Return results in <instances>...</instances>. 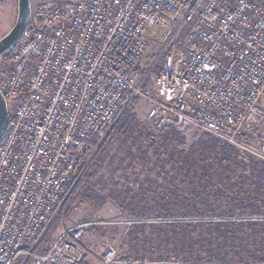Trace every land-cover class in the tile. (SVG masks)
<instances>
[{
    "label": "built area",
    "instance_id": "built-area-1",
    "mask_svg": "<svg viewBox=\"0 0 264 264\" xmlns=\"http://www.w3.org/2000/svg\"><path fill=\"white\" fill-rule=\"evenodd\" d=\"M157 27L166 29L163 62L144 91L147 73L137 75ZM0 92L11 102L0 141V264H88L81 239L98 221L32 249L84 168L87 140L107 134L133 97L146 99L152 134L193 127L264 161V0L34 2L0 58ZM117 252L106 248L102 263L117 264Z\"/></svg>",
    "mask_w": 264,
    "mask_h": 264
},
{
    "label": "trees",
    "instance_id": "trees-1",
    "mask_svg": "<svg viewBox=\"0 0 264 264\" xmlns=\"http://www.w3.org/2000/svg\"><path fill=\"white\" fill-rule=\"evenodd\" d=\"M190 26L191 22L182 28L179 38ZM149 81L147 76L143 87ZM116 135L122 137L123 143L131 144L123 152L129 155L127 166L143 161L153 175L145 174L141 181L135 177L133 181L139 183L135 191L127 185L105 196H99L94 183L81 175L70 186L60 216H56L59 222L78 199L108 197L126 208L134 219L121 238L122 261L132 255H150L174 256L187 264H264V221L248 219L264 216V161L205 131L189 144L173 126L152 134L128 105L103 139L95 134L87 140V145L96 147L87 167L96 169ZM143 141L146 144L131 150L136 142ZM155 176H160L161 181L157 182ZM173 208L178 209L181 218L219 219L193 223L170 220ZM151 216L169 221L146 222ZM46 233L33 247V253L44 252Z\"/></svg>",
    "mask_w": 264,
    "mask_h": 264
},
{
    "label": "rangeland",
    "instance_id": "rangeland-1",
    "mask_svg": "<svg viewBox=\"0 0 264 264\" xmlns=\"http://www.w3.org/2000/svg\"><path fill=\"white\" fill-rule=\"evenodd\" d=\"M42 0H30V4L34 2H38ZM17 10V0H0V38L4 36L15 21ZM186 25H184V28ZM166 29L164 28H153L147 31V38H148V46L143 55V58L140 63V69L138 71V80L140 81L141 78L145 73H147L146 77L150 78V81L147 86L143 87V90H147L150 88V83L152 77L158 72L160 66L163 62V53L162 48L164 44V37H165ZM1 58V56H0ZM141 73H144L141 75ZM144 85V84H143ZM133 99V98H132ZM132 106L133 111L136 117L147 125V121L145 118L147 102L144 98L143 94L136 96L134 100L128 104ZM127 105V106H128ZM260 107L264 110V95L261 97L259 101ZM126 106V107H127ZM8 109L11 107V102L7 101ZM109 132V131H108ZM186 137V143L194 142L198 135L203 132L196 128H187L181 131ZM105 135H99L101 139H103ZM131 145L129 142H127ZM146 144L145 141L143 142H136L134 146L131 147V150L134 152L136 149V145H144ZM128 144L122 142V137L120 135L114 136L111 142V148L106 155H104L103 161L96 167V169H91L87 167L89 162V158L93 155L96 150L95 145L88 144L87 151H86V164L84 168L80 169L78 178L82 175L84 179L90 180V182L94 183V187L96 191L101 195H107L111 190L119 191L124 189L127 185L128 187L132 188L133 191L137 190L139 183L134 182L133 180L135 177L139 178L141 181L145 174L153 175L152 172H148L145 164L142 162L135 163L133 162L132 167H128L127 163L129 161V155L123 153L124 149ZM254 146H256L254 144ZM142 148H144L142 146ZM256 148V147H253ZM250 152L254 155V149H251ZM120 158H124L125 161H120ZM143 164V165H141ZM154 177V176H153ZM77 178V179H78ZM157 182L161 181L160 176H155ZM116 182V184H115ZM148 185L145 184L144 187ZM151 187H153L151 185ZM156 191L159 188L155 189ZM150 192H147V195ZM214 205L217 206L215 201L212 202ZM61 207L58 209L53 221L54 223H50L48 227L47 233V240L46 244L48 245L53 239L58 236L62 231L70 228L78 221H98L100 222L97 225L92 226L87 233L82 237L81 244H83L89 251V258L88 264L96 263V264H103L101 259V254L106 248H118V252L116 254V258L118 259L117 264H131V263H124L120 260L122 256V249H121V238L124 235L126 229L128 228V222L133 221L134 219L128 215V211L126 208L119 205L116 200L111 198H106L105 200H101L100 198H95L92 201H87L85 199H78L74 206L69 209V211L65 214L64 219H60L59 217ZM61 210V211H60ZM172 214L170 220L174 219L177 221L193 223L197 221H217L219 218H196V217H182L178 209H172ZM258 217V216H256ZM251 218V217H250ZM248 218V219H250ZM56 219V220H55ZM168 220H159L155 219L151 216V218L146 219V222H161V221H169ZM243 220H247L246 218ZM251 220V219H250ZM58 222V223H57ZM55 226V227H54ZM149 262H154L156 264H168L170 260L175 261L176 259H180L175 257L171 259L172 256L168 258H152L150 255H137L131 256V258H145ZM174 257V256H173ZM182 260V259H180ZM184 261V260H183Z\"/></svg>",
    "mask_w": 264,
    "mask_h": 264
},
{
    "label": "water",
    "instance_id": "water-1",
    "mask_svg": "<svg viewBox=\"0 0 264 264\" xmlns=\"http://www.w3.org/2000/svg\"><path fill=\"white\" fill-rule=\"evenodd\" d=\"M31 12L30 0H17L15 21L9 31L0 38V56H2L19 38ZM8 119L7 100L0 92V141L4 136Z\"/></svg>",
    "mask_w": 264,
    "mask_h": 264
},
{
    "label": "crops",
    "instance_id": "crops-1",
    "mask_svg": "<svg viewBox=\"0 0 264 264\" xmlns=\"http://www.w3.org/2000/svg\"><path fill=\"white\" fill-rule=\"evenodd\" d=\"M92 264H96V263H92Z\"/></svg>",
    "mask_w": 264,
    "mask_h": 264
},
{
    "label": "bare ground",
    "instance_id": "bare-ground-1",
    "mask_svg": "<svg viewBox=\"0 0 264 264\" xmlns=\"http://www.w3.org/2000/svg\"><path fill=\"white\" fill-rule=\"evenodd\" d=\"M85 1V0H84Z\"/></svg>",
    "mask_w": 264,
    "mask_h": 264
}]
</instances>
